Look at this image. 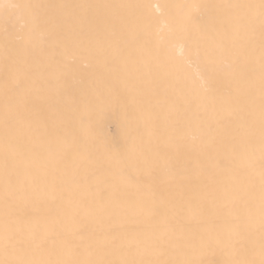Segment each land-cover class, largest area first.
<instances>
[{
    "label": "bare ground",
    "instance_id": "6f19581e",
    "mask_svg": "<svg viewBox=\"0 0 264 264\" xmlns=\"http://www.w3.org/2000/svg\"><path fill=\"white\" fill-rule=\"evenodd\" d=\"M0 264H264V0H0Z\"/></svg>",
    "mask_w": 264,
    "mask_h": 264
}]
</instances>
